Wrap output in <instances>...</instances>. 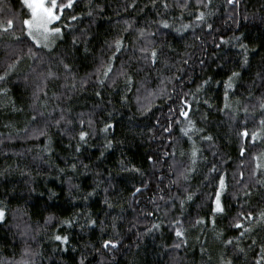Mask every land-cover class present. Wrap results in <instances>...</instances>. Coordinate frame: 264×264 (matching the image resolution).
Here are the masks:
<instances>
[{
  "label": "trees",
  "instance_id": "trees-1",
  "mask_svg": "<svg viewBox=\"0 0 264 264\" xmlns=\"http://www.w3.org/2000/svg\"><path fill=\"white\" fill-rule=\"evenodd\" d=\"M66 2V0H58ZM130 0H94L93 7L98 3L103 8L102 12H94L93 17L86 15L88 8L86 0H77V3L71 9H65L61 21H58L55 26L63 28V37L58 39L55 46L51 50L43 47H35L30 45L28 38L24 35L22 20L29 14L28 10L22 6L21 0H0V19L12 18L15 22L14 34L21 37V42L14 39L13 33L9 32L0 36V71L6 66V63H12L17 56L22 57L17 64L13 75L10 77L8 87L11 89L9 96L17 107L22 108V112L13 111L11 103L7 97L0 98L3 101V107H0V169L11 165L13 171L7 178L0 177V199H3L8 205L6 220L0 223V261L4 264H16L18 261L30 260L34 264H79L82 254L87 255L86 264H205L208 255L213 257L211 264H216V259L220 252L224 250V246L218 240L215 234L205 228L202 232L198 228L188 229V244L180 249H173L177 238L169 225V220L180 214L179 206L172 209L168 216H164V211L167 209L163 201H157L162 206V211L156 212L152 217L140 215L141 210H154V207L149 200L154 195H167L169 189L166 187L170 179H174V174L168 171L167 163H161L156 168H153L151 162L147 160V156L153 153L159 154L169 150V140L165 139L167 133H163L159 125L156 126L155 133H149L147 128L156 125L159 120L160 125H167L169 117V107H175L174 101L177 99V94L195 92L196 85L202 80L211 77L212 83L210 86L199 94L201 103L199 111L194 114L195 119L200 127H203L206 132L215 137L216 148H210L206 142H197L203 147L204 155L209 161L214 158L213 151L219 150L223 154L231 157L226 166L229 171L228 183L229 191L225 195V202L230 205L227 215L217 219V231L223 232V238H232L239 235L238 230L229 227V221L234 216L243 203V199L234 200L231 193L236 189L232 188L231 172L236 170V165L239 163V141L235 135L234 129L229 128V121L218 108L223 106V81L230 75V70H239V50L233 48L231 44L224 45L221 48L216 47L219 42V37L230 39L234 34H243L244 42L250 47H255L256 52L250 53V67L242 70V80L237 87V93L243 99L247 95L246 89L251 85V81L256 79L255 94L260 93V81L255 77L256 71H259L262 66V57H264V24L260 23V17L264 16V0H242L240 7V15L237 16L238 23H233L228 20V13L231 11V6H225L224 0H213L211 5L215 15L209 22L213 23L216 32L212 36L202 35L206 29L197 28L196 34L202 35L204 39L205 52H201L199 41H196L191 30L184 34V39H181L175 33H170L167 41L175 48L176 53L173 54L176 60L187 50L192 54V59L185 67L184 73H176L182 76L179 81L173 80L171 84H167V91L172 94V99H167L166 96H160L154 100L152 109L146 115H141L138 111V104L135 99V91L129 92L127 95L129 100L127 103L120 99V94L124 90V83L119 80L114 88L105 87L102 90V99L94 95L95 87L87 86L86 90H77L61 96L66 89L62 87L64 81V69L59 64L60 59H65V62L72 64V71L76 75L77 81L85 77L87 73L94 72L98 65L99 59L103 56L105 59L107 53L104 47L105 39L111 41L120 30L123 28V21L130 20L135 27H145L146 24H151L153 20L163 18L173 22L176 20V26H179L180 21L177 19L181 15V11L175 6L173 0H168L173 4L167 10H164L159 2L153 8L150 0H136L134 8L124 10V5ZM147 5V7H146ZM191 7L195 11V0H192ZM119 13V14H117ZM72 15H77L80 19L76 21L70 20ZM248 16L247 20L243 19ZM194 19V15H189L186 11L183 15V23H190ZM71 25V27H65ZM152 30H155L157 25H151ZM87 30L88 44L91 49L90 53H85L84 37L80 35L81 30ZM167 31V30H165ZM80 37L81 42L73 46V36ZM129 41L132 42V34H124ZM189 45L196 44L197 47L184 48V43ZM32 47V53L28 52V47ZM132 54V49L129 48L126 53L121 54L115 62V69L120 67L121 61L127 59ZM205 59L206 64L200 65L199 60ZM180 66V65H178ZM133 68H141L135 62L132 63ZM33 69L36 71L33 72ZM51 69L57 74V79L48 80L45 91L47 97L41 94V98L37 101V105L47 104V108L41 107V111L50 112L56 108L57 104L61 108H70L71 117L75 120L80 113H84V119L87 120L89 115L96 121V128L102 127V122L108 120L114 122L115 128L113 135L117 140L123 141L117 144L113 149L105 152L104 157L99 158L102 150L103 136L94 137L91 139V147H85L80 155V160L89 164L90 168L87 175H81L80 169L74 178L73 183H78L81 186L79 192L73 191L69 194V188L66 177L58 174V167H65V161L71 162L74 155V148L69 147V138L62 135L60 130L55 127L48 129L49 135L52 137V147L54 151L48 154L49 164H43L37 160L33 162V157L41 154V149L46 143L45 137L29 138L25 132V128L31 130L36 124L30 122L33 114L32 92L37 83H40L37 74L47 73ZM175 70H165L162 75L170 76ZM147 74V87L149 89H157L160 86V74L155 70L149 71L146 67L143 71L134 73L137 81L143 79ZM25 77L27 82L25 83ZM216 81H220L219 85ZM70 82V81H69ZM174 90V91H173ZM61 96L60 100H56L55 96ZM141 95H146L144 90H141ZM70 96L71 98H68ZM191 101V96L188 97ZM209 100L213 105L209 108L203 103V100ZM109 101H111L109 103ZM147 103V101H144ZM96 104H101L103 111L95 108ZM111 112L112 117H108L107 113ZM202 113H207V120H201ZM54 116L58 117L59 109ZM243 114L241 113V118ZM132 118L131 120L129 118ZM173 118H175L173 116ZM180 119H183L182 117ZM42 127L43 124L41 123ZM78 128L79 125H74ZM252 125L249 124V128ZM143 130V131H142ZM155 135V138H152ZM174 135L179 136V127L175 128ZM11 136V138H9ZM73 145L75 141L71 142ZM187 151L190 148L188 142H183L177 146L176 159L187 161L185 157L179 156V151ZM264 149V143L257 145H248V154L258 152ZM124 159L128 166L135 165L141 168L144 175L137 173H120L118 161ZM172 157H163V161L171 162ZM27 166V167H25ZM250 165L245 164V179H247V171ZM24 168L27 172L32 171V177L22 176L18 170ZM207 171L204 165L200 166L199 171L194 174L188 186L190 190L196 192L193 201L190 202L184 211V217H195L197 213L207 217L211 212L212 201L209 193L213 192V188L205 187L201 181L203 174ZM96 172H99L100 178L104 180L100 189L97 190V195L88 201L81 199L88 191L92 190ZM39 173V174H38ZM111 173V177H109ZM119 173V175H118ZM70 174V173H69ZM59 176V178H57ZM162 177V182L159 179ZM109 182L115 185L114 189H109V199L117 206L113 209H108L103 203L105 193L103 189L108 187ZM142 183H148V188L142 193L133 198L131 192L134 187L141 186ZM157 184L161 188H165L163 193L157 190ZM29 188H35V192H29ZM15 189V191H13ZM56 195L49 199L50 193ZM171 192L175 193L176 188L173 186ZM75 197V198H73ZM139 199V204L136 200ZM261 197L254 195L251 199L253 207H264L260 204ZM121 206L123 211H121ZM248 207V205H245ZM77 213H90L97 220L95 228L84 227L85 224L83 215L76 216L77 224L72 228L58 227L60 220L71 218ZM49 216H54L48 225H45V219ZM112 216H120L122 219L116 222L115 232L113 231ZM163 219V224L158 231H153L150 234L140 236L139 233L145 232L146 227H150L151 222H160ZM103 222V223H101ZM135 225V226H134ZM103 227V231L101 230ZM59 232L67 234L70 238V244L67 246L68 251L62 252L57 248L59 242L54 241L51 237ZM118 235L121 241V246L116 252L115 257L111 253L101 250L97 253L94 249L101 248L103 239ZM34 237V238H33ZM258 239L264 238V231L258 232ZM251 240H243L242 246L247 247ZM204 244L208 248V253L201 255L200 247ZM30 249L33 253H39L34 256L24 255L25 248ZM75 249L73 251L72 249ZM258 251V249H257ZM228 254H232V249L227 250ZM255 253L250 251L247 262L241 257L237 264H251V258Z\"/></svg>",
  "mask_w": 264,
  "mask_h": 264
},
{
  "label": "snow or ice",
  "instance_id": "snow-or-ice-1",
  "mask_svg": "<svg viewBox=\"0 0 264 264\" xmlns=\"http://www.w3.org/2000/svg\"><path fill=\"white\" fill-rule=\"evenodd\" d=\"M159 2L160 6L167 10L173 6L168 0H150V4L153 8L157 6ZM77 3V0H66V2H59L58 0H21V4L28 10V15L22 20V26L24 30V35L28 38L30 45L35 47H43L51 50L52 46L56 43L58 39L63 37V28L60 26H55L58 21H61V17L65 9H71ZM173 3L181 11V15L177 18L180 23L176 26V20L169 22L168 19L163 18L162 13L158 12L157 15L161 16L159 20H153L151 24H146L145 27H135L134 23L130 20L123 21V28L120 32L112 38L111 41L105 39L104 47L107 53V58L103 56L99 59L98 65L94 72L87 73L85 77L81 78L79 81L76 79V75L72 71V64L65 62V59H60L59 64L63 67L65 75V83L62 85L66 89L65 93H61V96L67 95L68 93L75 92L77 90H86L87 86L92 85L95 87L94 95L102 99V90L105 87L114 88L117 86L119 80L124 83V90L120 94V99L127 103L129 100L128 93L135 91V99L138 104V111L141 115H146L151 111L154 100L160 96H166L167 99H172V94L167 91V84H171L173 80L179 81L182 76L176 73H184L185 67L189 64L192 59V54L187 50L180 56L179 60L175 59L173 54L176 53V48L167 41V37L170 33H175L181 39H184V34L191 30L196 41H199V47L201 52H205L204 39L202 35L212 36L216 29L213 23L209 22L210 18L215 15L211 8L213 0H195V11L193 12L191 3L192 0H173ZM225 6H231V11L228 13V20L233 23H238L237 16L240 15V7L242 0H224ZM94 0H86V7L88 11L86 15L88 17H93L94 12H102L103 8L100 4L96 3L93 7ZM136 6V0H130L129 3L125 4L124 10L127 11L128 8H134ZM147 7V5H146ZM264 7V6H262ZM3 10L0 9V12ZM189 15H194V19L190 23H183V15L185 12ZM119 14V13H117ZM249 17L244 16L243 19L247 20ZM80 19L77 15H72L70 20L76 21ZM260 23L264 24V16L260 17ZM157 25L155 30H152L151 25ZM65 27H71V25H65ZM15 22L12 18L0 19V36L3 34L12 32L14 39L17 42H21L20 36H15L14 34ZM197 28L206 29V32L202 35L196 34ZM167 30V31H165ZM132 42L129 43L125 33L132 34ZM80 35L84 37L83 43L85 44V53H90L91 49L87 47L88 38L87 30L82 29ZM219 42L216 43L217 48H221L224 45H229L233 48L239 50V70H230V75L227 79L223 81V106L218 108L217 111L223 113L229 121V128L234 129L235 135L239 141H241L239 147V163L236 165V170L231 172V178L233 181L232 188L236 189L231 193L234 200L243 199V203L239 205V208L234 216L231 217L229 221V227L238 230L239 235L232 238H223V232L217 231V219L223 218L227 215L230 205H228L224 197L228 194L229 183L228 176L229 171L226 167L231 160V157L227 154H221L219 150L213 151V160L209 161L208 157L204 155V149L197 142V138L200 142H206L209 144L210 148H216L215 137L210 134H204L206 130L200 127L194 114L199 111V104L201 103L199 94L202 93L206 87L210 86L212 83L211 77L202 80L196 85L195 92L189 90L188 92H183L182 94H177V99L174 101L175 107H169V117L167 125H160L159 120H157L156 125L147 128L149 133H155L156 126L162 129L163 133H167L165 139L169 140V150L163 151L162 153L150 154L147 156V160L152 163L153 168H156L161 163H167L168 171L170 174H174V179H170L168 185L169 194L167 197L165 195H154L150 200L154 207V210H141L140 215L147 217H152L156 212L162 211V206L157 201H163L164 206L167 209L164 211V216L167 217L168 213L179 206L180 214L176 215L169 220V225L172 228L177 242L172 246L173 249H180L182 246L188 244V229L198 228L200 231H204L205 228H209L216 238L221 241L224 246V250L220 252L216 259V264H237L243 257V261L247 262L249 258V252L252 251L255 254L251 258V264H264V238L258 239V232L264 231V207H253L251 205V199L254 195L261 197L259 203L264 204V149L258 152L248 154V145L255 146L257 143H264V57H262V66L259 71H256L255 77L260 81V93L255 94L256 79L251 81L247 91V95L240 98L237 93V87L242 80V70L248 69L250 67V53L256 52L255 47H250L248 43L244 42L243 34L233 35L230 39H225L220 36ZM80 37L73 36L72 44L73 46L80 43ZM197 47L196 44L189 45L187 42L184 43V48ZM131 48L132 54L127 57L126 60L121 61L120 67L115 69V62L119 59L121 54L127 52ZM28 52L33 53L32 47H28ZM22 57L17 56L12 63H6V66L0 71V98L7 97L8 101L11 103L13 111L22 112L23 109L16 106L15 101L9 96L11 89L8 87L10 77L13 75L17 64L20 62ZM135 62L142 65L141 68H133L132 63ZM200 65H205L206 60L200 59ZM180 65V66H178ZM149 71L155 70L160 74V86L157 89H149L147 87L148 79L147 74L145 77L139 81L135 79L134 73L143 71L144 68ZM175 70L170 76H163L162 73L165 70ZM36 70L33 69V72ZM40 83H37L32 92V103H33V114L31 115L30 122L36 124L31 130L28 128L23 129L26 136L29 138H39L45 137L46 143L41 149V154L33 157V162L39 160L43 164H49L50 160L47 158L48 154L54 151L52 147V137L49 135L48 129L50 127H55L60 130L62 135L69 138V147L74 148V155L71 162L65 161V167H58L57 172L60 175L66 177V181L69 188V194L71 195L73 191L79 192L81 186L78 183H73L74 176L80 172L82 168L83 171L80 172L81 175H87L90 165L85 164L80 160V155L85 147H91V139L103 136L102 150L100 151L99 158L104 157L105 152L113 149L117 144L123 143V141L117 140L113 133L115 128L114 122H109L105 120L102 122V127L96 128V121L91 118L87 120L84 119L85 114L80 113L79 116L74 120L70 113V108H61L57 104L56 108H53L50 112L41 111V107L47 108V104L37 105V101L40 100L41 94L47 97V92L45 88L47 86V81L50 79H57V74L52 72L51 69L45 73L37 74ZM70 81V82H69ZM27 82V77H25V83ZM221 82L216 81L219 85ZM144 90L146 95H141V90ZM174 91V90H173ZM55 96L56 100H60L61 96ZM191 96V101L188 97ZM68 98H71L68 96ZM147 101V103H144ZM111 101H109L110 103ZM203 103L209 108L213 105L209 103V100H203ZM5 106L3 101H0V107ZM95 108L104 110L101 104H96ZM59 109L58 117L54 116ZM241 113L243 114L241 118ZM108 117H112V113H107ZM173 116L175 118H173ZM183 119H180V118ZM208 114L202 113L200 119L207 120ZM132 119L131 117L129 118ZM43 124L41 127L40 124ZM249 124L252 125L249 128ZM74 125H79L78 128ZM179 127V136L174 135L175 128ZM143 131V130H142ZM11 138V136H9ZM152 138H155L153 135ZM75 141L73 145L71 142ZM183 142H188L190 148L185 152L181 148L179 151L180 157H185L187 155V161L176 159L177 156V146ZM163 157H172L171 162L163 161ZM246 162L250 165L247 171V179H245V164ZM120 166V173H137L141 176L144 175L141 168L132 165L131 167L125 162L124 159L118 161ZM204 165L207 171L203 174V180L201 183L205 187L213 188V192L208 195L212 201V207L210 214L205 217L197 215L195 217H184V211L186 206L193 201L196 196V192L190 190L188 186L190 180L196 174L200 166ZM27 167V166H25ZM13 169L11 165L0 169V177L7 178L12 174ZM18 170L22 176L32 177V171H25L24 168H19ZM70 173V174H69ZM39 174V173H38ZM96 179L94 180L93 187L91 191H88L85 195L81 197L84 201H88L97 195V190L100 189L104 180L100 178V173L96 172ZM111 177V173L108 174ZM119 175V173H118ZM59 178V176L57 177ZM162 182V177L159 178ZM148 183H142L141 186L134 187L131 192L133 198H137L144 189L148 188ZM175 186L176 192L172 193L171 188ZM115 185L109 182L108 187L103 189L106 194L103 203L108 209H113L117 205L114 204L109 199V189H114ZM157 190L159 193H163L165 188H161L157 184ZM15 191V189H13ZM35 188H29V192H35ZM56 193L51 192L49 199L54 197ZM75 198V197H73ZM139 199L136 203L139 204ZM248 205V207H245ZM8 205L3 199H0V223L6 220ZM121 211L123 207L121 206ZM83 215L85 219V224L80 225L81 228H95L97 225V220L94 219L90 213H77L71 218H66L58 222V227L72 228L77 224L76 216ZM54 216H49L45 219V225H48ZM122 219L120 216H112L111 227L115 232L116 222ZM103 223V222H101ZM163 224V219L160 222H151L150 227H146L145 232L139 233L140 236L150 234L153 231L160 230ZM135 226V225H134ZM103 231V227L101 229ZM118 233L108 239H103L101 243V248L94 249L95 252L101 253V250L111 253L113 259L116 252L121 246V241L118 239ZM34 238V237H33ZM54 241L59 242L57 248L62 251H68V245L70 244V238L67 234H60L57 232L51 237ZM251 240V243L247 247L242 246L243 240ZM231 248L232 254L229 255L227 250ZM258 249V251H257ZM75 251V249H72ZM201 255L208 253V248L206 245L201 244L200 247ZM39 253H33L27 247L24 250V255L34 256ZM87 255L82 254L79 260V264H86ZM213 257L208 255V259L205 264H211ZM0 264H4L0 261ZM16 264H34V261L22 260L16 262Z\"/></svg>",
  "mask_w": 264,
  "mask_h": 264
},
{
  "label": "rangeland",
  "instance_id": "rangeland-1",
  "mask_svg": "<svg viewBox=\"0 0 264 264\" xmlns=\"http://www.w3.org/2000/svg\"><path fill=\"white\" fill-rule=\"evenodd\" d=\"M57 42V41H56ZM56 44V43H55ZM55 44L52 46V47H54L55 46Z\"/></svg>",
  "mask_w": 264,
  "mask_h": 264
}]
</instances>
